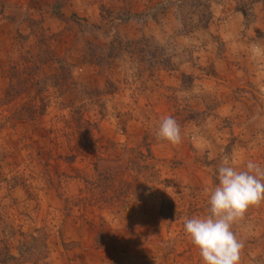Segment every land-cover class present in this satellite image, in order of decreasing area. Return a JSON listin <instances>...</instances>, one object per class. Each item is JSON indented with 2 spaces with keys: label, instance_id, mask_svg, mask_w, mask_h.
I'll use <instances>...</instances> for the list:
<instances>
[{
  "label": "rangeland",
  "instance_id": "obj_1",
  "mask_svg": "<svg viewBox=\"0 0 264 264\" xmlns=\"http://www.w3.org/2000/svg\"><path fill=\"white\" fill-rule=\"evenodd\" d=\"M197 1L211 15L199 29L188 26ZM253 1L0 0V264H202L184 221L207 214L217 168L264 167V5ZM116 37L158 46L87 65ZM163 55L169 67L152 72ZM166 116L180 125L177 145L155 137ZM98 158L115 186L96 196L85 181ZM129 183L122 202L96 204ZM232 231L239 264H264V202Z\"/></svg>",
  "mask_w": 264,
  "mask_h": 264
},
{
  "label": "clouds",
  "instance_id": "obj_2",
  "mask_svg": "<svg viewBox=\"0 0 264 264\" xmlns=\"http://www.w3.org/2000/svg\"><path fill=\"white\" fill-rule=\"evenodd\" d=\"M158 141L177 145L181 142L180 125L166 116L155 133ZM218 184L205 189L207 214L186 219L184 232L198 249L202 264H239L243 243L232 231L250 206L264 202V167L248 160L244 170L223 162L217 168Z\"/></svg>",
  "mask_w": 264,
  "mask_h": 264
},
{
  "label": "trees",
  "instance_id": "obj_3",
  "mask_svg": "<svg viewBox=\"0 0 264 264\" xmlns=\"http://www.w3.org/2000/svg\"><path fill=\"white\" fill-rule=\"evenodd\" d=\"M197 3H198V5L201 4V6H202L201 9L199 10L201 16H200L199 20L196 21L195 24L189 23L188 26L192 28V26L195 25V27H197L199 29V28H204L208 25L210 18H211V15L209 13L208 6L206 5L207 3L206 4L203 3V5L200 1H197ZM254 3H262L264 5V0H254L253 2H249L248 4L252 5ZM117 38L118 37H116V39ZM148 46L157 47L158 45H156L152 39H150V38L147 39L145 37L138 38L136 41H124V42L121 39H117L116 41H113L110 48L105 52L106 55L104 57H101L102 60L98 59L96 61H91V60H87L86 57L84 59L87 60V62H86L87 65H90V66L94 65V66H101V67L105 65L107 68H110L111 66H113L115 64V61H116L115 57H116L118 52H122L125 49L128 51H131V49H132V52H129L130 54H141L142 48H145ZM112 55H114L115 57H113ZM55 62L59 65V68H58L59 72H60L59 76H62L63 74H66L65 72H68L69 68H68V66H66L64 64L65 63L64 59H56ZM169 65H170L169 57L166 55H163V57L161 59L156 57V58H154L153 61H151L150 69L152 72H158L159 69L168 68ZM38 70H39V66L37 65V66H34L30 71L32 74H35V72ZM77 86H78V84H77ZM10 90L13 93L18 91L17 86L10 87ZM76 91L78 94V95H76L77 100L70 102L68 104V108H70L72 111V121H73L74 125L77 127L78 125L82 126L81 122L82 121L84 122V119H83L84 118V84L79 85L78 90H76ZM98 96H99V94H98ZM41 106L42 107L45 106L43 100H41L40 107ZM35 111H37V107H34V108L30 107V110L28 112L27 111L26 112H27V114L32 115L35 113ZM41 112L42 111L40 110L39 115L41 114ZM115 155H116V150L114 149V150H112V153L110 154V156H107L108 161L110 163L118 161V160L114 161ZM135 158H138V156H136ZM100 161H101V159L98 158L97 162L94 164V171H95V175H96L95 179L93 181H91V180L85 181L88 189L91 190L92 192H94V194L96 196L98 194H96L95 192H97L98 190H100V189L104 190V189H106V187L108 190H110L111 187L115 186L114 180L108 179V177H106V175L100 170V166H99ZM132 164L134 166L138 167L136 162L133 161ZM147 168H154L155 169V165L152 164L149 167L147 166ZM139 169H141V168L139 167ZM155 175H156V172L152 171V176H155ZM152 178H158V176H155ZM106 184H107V186H106ZM129 186H130V183L124 187L125 192H123L121 194L113 195V196H109V197L105 196L104 198H97L96 197V199H97V201H95L96 204L100 203L102 205L105 204V205L109 206L110 204L108 202L111 199L114 201H117L116 203L122 202L121 201V197L123 196L122 194H128L129 193L131 195V190L128 189ZM164 203L165 202H162V205ZM167 216H170V214H167Z\"/></svg>",
  "mask_w": 264,
  "mask_h": 264
}]
</instances>
